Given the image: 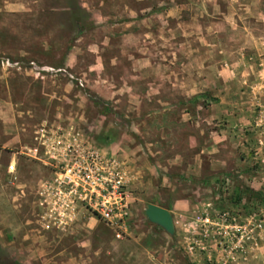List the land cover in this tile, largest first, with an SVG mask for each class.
I'll return each mask as SVG.
<instances>
[{
	"label": "rangeland",
	"instance_id": "rangeland-1",
	"mask_svg": "<svg viewBox=\"0 0 264 264\" xmlns=\"http://www.w3.org/2000/svg\"><path fill=\"white\" fill-rule=\"evenodd\" d=\"M42 128L116 159L121 236L46 227ZM0 264H264V0H0Z\"/></svg>",
	"mask_w": 264,
	"mask_h": 264
},
{
	"label": "built area",
	"instance_id": "built-area-1",
	"mask_svg": "<svg viewBox=\"0 0 264 264\" xmlns=\"http://www.w3.org/2000/svg\"><path fill=\"white\" fill-rule=\"evenodd\" d=\"M52 132L38 130L30 148L32 157L50 167L49 178L36 194L49 220L46 227L66 228L76 215L87 212L121 236L128 228L134 197L116 159L78 137ZM14 170L15 164H10L9 171Z\"/></svg>",
	"mask_w": 264,
	"mask_h": 264
},
{
	"label": "water",
	"instance_id": "water-1",
	"mask_svg": "<svg viewBox=\"0 0 264 264\" xmlns=\"http://www.w3.org/2000/svg\"><path fill=\"white\" fill-rule=\"evenodd\" d=\"M145 213L152 223L162 227L172 235L175 233L176 227L174 216L168 208L154 203H148Z\"/></svg>",
	"mask_w": 264,
	"mask_h": 264
},
{
	"label": "crops",
	"instance_id": "crops-1",
	"mask_svg": "<svg viewBox=\"0 0 264 264\" xmlns=\"http://www.w3.org/2000/svg\"><path fill=\"white\" fill-rule=\"evenodd\" d=\"M83 5H84V7H85V6L89 7L88 4L86 3V1H84ZM125 7H126V12H129V13H130V14H129L130 17H132L133 13H135L134 9H133L131 6H128V5H126ZM141 11H142V10H141ZM106 17H107V16H106ZM109 19H110V18H109ZM118 21H119V22H124V23H133V22H134L131 18H129V19H123V20H118ZM13 130H14V128H13ZM15 134H16V133L13 132V135H15ZM14 140H15V139H14ZM152 203L165 207L164 205H161V204H159V203H157V202H152ZM175 227H176V226H175Z\"/></svg>",
	"mask_w": 264,
	"mask_h": 264
}]
</instances>
